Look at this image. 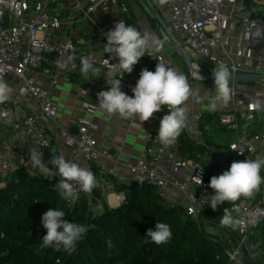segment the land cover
I'll list each match as a JSON object with an SVG mask.
<instances>
[{
	"label": "built area",
	"instance_id": "obj_1",
	"mask_svg": "<svg viewBox=\"0 0 264 264\" xmlns=\"http://www.w3.org/2000/svg\"><path fill=\"white\" fill-rule=\"evenodd\" d=\"M51 1L53 0H0V78L4 81L16 80L18 93L16 98L10 97L3 103L0 110V123L7 120L14 141V146L0 142V185L5 184L18 168H24L31 175L39 174V169L34 168L30 161L33 149L41 151L63 147L71 153V161L91 171L96 169L97 186L93 190L103 196L104 200L111 196L116 198L118 204L125 200L123 193L114 191L109 178L114 179L117 185L148 183L172 205L182 207L187 216L199 225L204 223V211L214 189L209 186L205 167L184 157L177 141L171 146H165L159 141L160 121L168 114L167 106L151 118L148 145L137 162L127 165L132 174V178L127 179L117 169L107 168L106 161L111 156L97 144L94 138L96 126L88 120H81L76 125L77 133L73 134L69 127L63 125L50 91L38 82L37 74H41L52 86L66 85L72 74L77 72L90 78L98 68L105 74V88L110 89L109 83L121 79V90L134 96L132 89L136 86L141 71L135 76L126 72L122 76L120 70L112 72L119 62L114 54L106 53L105 56L98 57L91 51L77 48L70 41L51 42L52 36L74 22L80 12L97 27L89 17L90 14L115 12L125 15L129 13V5L121 0H86V7L83 9V0H74L69 15L62 17L49 13ZM166 6L170 13V29L196 69L211 72L219 65H226L232 74H264V53L257 55L250 66L238 63V59L245 55L244 40L249 42L251 36L259 31V37L264 42V19L253 14L247 0H166ZM233 21L244 32V39L238 41L235 53L230 51V41L223 35V30ZM148 56L153 72L157 64L162 62L182 74L173 55L151 51ZM85 59L92 63L94 71H82ZM109 73L112 74L108 75ZM191 76L198 78L196 74ZM231 89L232 108L220 112L218 122L222 128L237 135L227 151L214 155L216 176L224 172V158L228 153L243 160L264 158V129L256 128L257 123L264 125V100L258 96H247L244 115L241 117L237 104L240 87L232 84ZM25 100L34 102L36 109L29 114L20 115L21 104ZM257 104L260 105L259 108L256 107ZM86 108L94 112L89 105ZM201 122L202 113H195L190 116L188 127L184 129L187 139L198 144L205 143ZM250 147L255 150L249 152ZM43 160L45 161L44 155ZM55 172H58V168ZM56 175L59 176L58 173ZM261 176L264 177V167L261 169ZM76 189L78 195L86 196L89 210L96 212V198L92 192H83L78 184ZM75 201L76 199L67 200L68 206L72 207ZM227 209L242 221L234 227L238 236L235 243L222 235L228 264H257L260 254L255 238L264 222V183L252 198L232 204Z\"/></svg>",
	"mask_w": 264,
	"mask_h": 264
},
{
	"label": "trees",
	"instance_id": "obj_2",
	"mask_svg": "<svg viewBox=\"0 0 264 264\" xmlns=\"http://www.w3.org/2000/svg\"><path fill=\"white\" fill-rule=\"evenodd\" d=\"M255 1L247 0V5L255 16L264 19ZM126 24L141 31L133 16L126 18ZM138 64L153 71L148 55ZM219 113L202 115L204 144L187 139L184 130L177 140L181 154L204 166L209 181L216 176L215 152L222 154L228 146L214 142L204 118L207 117L213 131L219 125ZM243 115L244 112H240V116ZM224 159V171L229 170L233 162L243 161L233 153H228ZM92 172L95 174L96 169ZM59 179L57 175L51 178L31 175L24 168H18L0 185V264H228L222 238H230L235 243L238 236L235 228L221 226L220 218L224 208L246 198L226 201L217 210H213L209 202L204 211L205 222L199 225L148 183L131 187L117 185L109 178L114 191L123 193L125 200L119 207L110 208L103 204L101 196L95 199L96 204H103L102 211L97 213L89 210L87 198L82 194L72 207L68 206L67 200L55 190ZM49 209L62 210L67 221L89 226L74 249L43 246L42 238L47 229L42 225V216ZM158 222L168 224L172 231L170 240L161 245L147 235L149 229L155 230ZM259 232L257 264H264V222Z\"/></svg>",
	"mask_w": 264,
	"mask_h": 264
},
{
	"label": "clouds",
	"instance_id": "obj_3",
	"mask_svg": "<svg viewBox=\"0 0 264 264\" xmlns=\"http://www.w3.org/2000/svg\"><path fill=\"white\" fill-rule=\"evenodd\" d=\"M107 44L104 45L106 53L114 54L119 62L113 67L112 72L122 71L131 73L134 65L151 51L159 50L163 40L150 33H141L136 27L127 25L120 20L114 29L107 32ZM257 36L260 32L257 31ZM93 70V65L87 59L82 62V71L87 73ZM109 73L108 75H111ZM230 71L226 65H219L213 70L215 101L210 105L215 110L217 103L227 104L233 90L229 86ZM110 90L98 93L99 107L108 114H119L124 118L138 117L142 122L148 121L155 113L160 112L164 106L168 108V114L160 121L158 130L159 141L165 146L174 145L182 131L188 127L187 102L193 95V89L185 75L159 62L155 71L144 68L136 86L132 89L134 96H129L121 90V79H115L109 83ZM13 89L0 78V104L9 100ZM260 107L259 104L256 105ZM249 148V152L254 151ZM243 155V152H240ZM43 152L33 149L30 153V161L34 168L39 169L45 178L55 177L58 173L60 179L55 185V190L65 200L78 199L76 185L80 190L90 193L97 186L95 174L87 168L68 160L64 155H55L50 161L58 172L49 169L43 160ZM264 167V158L246 159L233 162L230 169L219 176H213L210 187L214 194L210 199V206L217 210L224 202H236L241 197L252 198L260 190L264 183L261 169ZM197 179L203 182L199 177ZM65 212L57 209H49L42 216V225L47 229L43 236V246H55L57 249L72 250L77 242L89 231V226L69 222ZM242 223L236 219L232 212L224 208L220 218L221 226L236 227ZM147 235L157 245L167 243L172 237V231L168 224L157 223L155 230L149 229Z\"/></svg>",
	"mask_w": 264,
	"mask_h": 264
},
{
	"label": "crops",
	"instance_id": "obj_4",
	"mask_svg": "<svg viewBox=\"0 0 264 264\" xmlns=\"http://www.w3.org/2000/svg\"><path fill=\"white\" fill-rule=\"evenodd\" d=\"M129 5V13L120 15L115 12L108 14L100 12L98 15L90 14L97 27L85 17L83 13H79L78 18L64 26L61 30L55 33L51 42L70 41L77 48L93 52L98 57L106 55L104 45L107 44V32L114 29L115 24L120 20L126 23V18L133 16L140 26L142 33H150L157 38L163 40L160 46V52H166L173 55L174 60L179 64L182 74L188 79L192 86L193 95L187 102L188 113L187 118L195 113L203 114L216 113L227 111L232 108V98L227 104L217 103L215 110L210 109V105L215 101L217 93L215 84L206 80L193 78L185 63L176 54L173 53L167 33L163 26L145 11L139 0H121ZM147 6L151 12L161 18L163 23L170 29V13L166 6V0H146ZM74 0H53L49 3L48 11L50 14H58L62 17H67L72 10ZM86 0H83L82 8L86 7ZM259 10L264 14V0H256ZM171 30V29H170ZM223 35L230 41V51L235 53L237 43L244 39V32L237 22H230L223 30ZM245 55L238 59V63L242 66H250L254 63L255 58L259 54L264 53V42L257 35H252L249 42L245 41ZM144 68L137 64L130 76H135L138 71ZM39 84L50 91V96L57 104L59 117L65 127L74 130L76 125L81 120H88L96 126L94 138L97 144L106 149L111 156V159L106 161L108 169H117L127 179L132 178V174L128 169L129 163L137 162L144 154L148 145L147 135L152 128V119L142 122L138 117L124 118L119 114H108L99 107L98 93L107 91L103 86L105 74L102 70L96 69L94 74L87 78L83 74L74 73L71 76L70 82L66 85L52 86L50 81L41 74H37ZM12 89L10 97L16 98L17 82L16 80L5 81ZM230 84V88H231ZM245 89L240 88V94L237 99L239 110L244 112L247 96H258L264 100V82L256 84H246ZM86 105L92 107L94 112L86 108ZM3 104H0V110ZM20 115L29 114L36 109L35 103L31 100H25L21 104ZM257 129H264V125L256 124ZM210 135V133H209ZM211 136V135H210ZM236 138V137H235ZM0 142L6 145L14 146L12 129L7 120L0 123ZM229 146V145H228ZM56 148V150H55ZM52 150H41L45 156L44 163L51 169H57L50 161L55 155H64L68 160H71V153L63 147H55ZM87 168V167H83ZM39 174H42L39 172ZM109 197L104 200L103 204L110 208L119 206L116 198ZM125 197V195H124ZM103 204L101 205L103 209ZM101 209V211H102ZM100 211V212H101Z\"/></svg>",
	"mask_w": 264,
	"mask_h": 264
},
{
	"label": "water",
	"instance_id": "obj_5",
	"mask_svg": "<svg viewBox=\"0 0 264 264\" xmlns=\"http://www.w3.org/2000/svg\"><path fill=\"white\" fill-rule=\"evenodd\" d=\"M140 4L143 6L145 11L151 16L152 19H156L164 28L165 32L167 33L168 37L170 38L169 45L173 51L174 54H176L181 60L185 63L186 67L188 68L189 72L191 74H196L198 76V79L206 80L207 82L214 83V77H213V71L211 72H203L194 67V64L190 60L188 53L186 50L181 47V45L178 43L176 37L172 33V31L169 29L167 25L163 23L161 18L155 16L150 8L147 6V1L146 0H139ZM230 80H229V85L230 84H236L240 88L245 89L246 84H256L259 82H264V74H232L230 73ZM73 134L77 133V129L75 128L74 130L71 131ZM56 150V148H55ZM140 184L138 182H133L131 183V187H136L139 186ZM93 196L96 199H100L101 195L96 191H92ZM178 211H183L182 207L173 205ZM119 207V206H117ZM115 208V207H114Z\"/></svg>",
	"mask_w": 264,
	"mask_h": 264
},
{
	"label": "rangeland",
	"instance_id": "obj_6",
	"mask_svg": "<svg viewBox=\"0 0 264 264\" xmlns=\"http://www.w3.org/2000/svg\"><path fill=\"white\" fill-rule=\"evenodd\" d=\"M210 122L208 121L207 117L204 118V125L207 126L208 133H210L211 137L213 138L215 143L223 144V145H229L233 140H235L236 133L232 131H228L224 128H222L220 125H217L214 130H211V127L209 126ZM223 129V130H222ZM215 154H219L218 152H215ZM215 161V160H214ZM102 204L96 205V212L99 213L102 209ZM259 236L260 232L258 231L257 236L255 238V241L259 242Z\"/></svg>",
	"mask_w": 264,
	"mask_h": 264
},
{
	"label": "bare ground",
	"instance_id": "obj_7",
	"mask_svg": "<svg viewBox=\"0 0 264 264\" xmlns=\"http://www.w3.org/2000/svg\"><path fill=\"white\" fill-rule=\"evenodd\" d=\"M112 198H115V197H112Z\"/></svg>",
	"mask_w": 264,
	"mask_h": 264
}]
</instances>
